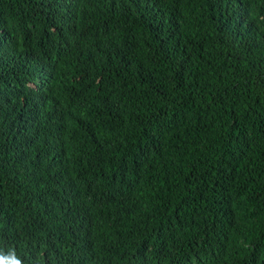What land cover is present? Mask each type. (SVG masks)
<instances>
[{"label": "trees", "instance_id": "obj_1", "mask_svg": "<svg viewBox=\"0 0 264 264\" xmlns=\"http://www.w3.org/2000/svg\"><path fill=\"white\" fill-rule=\"evenodd\" d=\"M0 264H264V0H0Z\"/></svg>", "mask_w": 264, "mask_h": 264}, {"label": "clouds", "instance_id": "obj_2", "mask_svg": "<svg viewBox=\"0 0 264 264\" xmlns=\"http://www.w3.org/2000/svg\"><path fill=\"white\" fill-rule=\"evenodd\" d=\"M0 259H2V258H0ZM16 264H22V262L20 260H17Z\"/></svg>", "mask_w": 264, "mask_h": 264}]
</instances>
